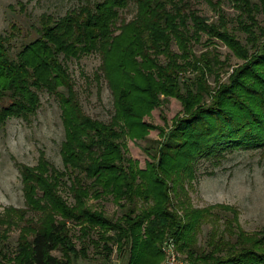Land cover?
I'll return each mask as SVG.
<instances>
[{
  "label": "trees",
  "instance_id": "16d2710c",
  "mask_svg": "<svg viewBox=\"0 0 264 264\" xmlns=\"http://www.w3.org/2000/svg\"><path fill=\"white\" fill-rule=\"evenodd\" d=\"M204 1L216 20L201 16L190 0H85L58 19L42 14L31 24L36 37L14 52L9 43L13 32H0V127L13 117L28 121L40 106L39 92L45 91L58 101L64 128L62 171L42 155L35 166H20L25 201L42 215L38 226L21 228L18 264H69L79 252L84 258L87 243L100 254L99 242L105 254L109 243L120 251L128 249L127 264H152L166 235L176 239L190 264H264V230L256 238L238 232L233 242L213 227L206 251L196 247L194 231L207 216L199 214V220L188 225L180 222L175 209L177 200L184 213L191 210L181 197L186 193L184 179L194 176V161L264 147V42L229 83L211 88L207 75L222 66L213 39L235 50L239 38L227 26L222 0ZM228 1L241 13L235 18L238 29L253 43L264 33L255 16L264 14V0ZM131 2L134 17L117 24L119 11ZM202 34L207 49L195 55L191 44ZM172 43L178 52L172 51ZM92 52L100 56L95 78H104L113 95L114 113L108 122L82 110L65 63ZM189 72L192 76L186 75ZM159 94L178 99L183 116L165 133L156 162L142 169L126 156L121 140L146 139L151 126L142 119L160 105ZM61 186L73 198L72 206L60 196ZM106 196L122 210L118 221L88 204L91 197ZM54 213L63 220H55ZM16 215L18 224L23 211ZM66 220L81 224L83 236L95 228L97 239H88L77 251ZM109 229L116 233L106 235ZM54 250H61L67 262L55 257Z\"/></svg>",
  "mask_w": 264,
  "mask_h": 264
},
{
  "label": "rangeland",
  "instance_id": "374dc122",
  "mask_svg": "<svg viewBox=\"0 0 264 264\" xmlns=\"http://www.w3.org/2000/svg\"><path fill=\"white\" fill-rule=\"evenodd\" d=\"M84 1L0 0V32L6 36L13 32L9 43L14 52L23 43L36 37V31L31 24L37 22L42 14H49L54 19H58ZM190 1L201 16L209 21L217 19L212 7L206 1ZM252 1L258 3L259 0ZM221 7L228 19L227 26L239 38L240 46L233 50L219 40L213 39L214 48L222 66L219 65L215 73L207 75V83L211 88H214L216 84L229 83L235 70L245 64L264 42V33L259 34L258 31L253 43L247 41L245 33L238 29L235 20L241 14L240 11L228 0H222ZM135 11V4L131 2L125 9L119 11L117 24L121 19L126 21L132 19ZM255 16L263 30V12H258ZM12 25L16 26V30H12ZM205 39L206 35L202 34L199 42H192L191 47L195 55L207 49ZM171 49L173 52H178L176 43H172ZM160 60L165 61L163 57ZM65 63L74 82V89L82 110L95 120L108 122L114 113L113 95L104 78H95L94 74L100 64L98 53L83 54ZM186 75L192 76V73L189 72ZM39 98L40 106L36 114L28 121L13 117L7 119L0 127V264H18L15 257L21 228L38 226L40 224L38 218L42 215L39 211H33L25 201L20 166L33 167L42 155L51 166L57 170H63L60 154V146L64 140L61 110L54 95L40 91ZM159 98L160 105L151 109L150 113L142 119L151 126L145 135L146 139L124 137L121 140L125 146L126 156L131 157L142 169L147 163L156 162L159 144L165 133L172 128L176 118L183 116L182 105L178 99L166 97L163 94H159ZM209 99V97L205 98L207 102ZM193 166L194 176L190 180L184 179L186 193L181 197L183 200L186 199L189 208L188 205L186 207L191 210L184 213V208L180 207V201L174 200L176 213L181 218V223L194 225L196 219L199 220V214L207 216L205 220H199L198 232L194 231L196 247L210 251L207 242L211 231L214 230L213 227H218L219 231H223V236L233 242L237 239L235 235L238 232L239 236L243 233L252 238L258 237L260 231L264 230V147L234 149L217 159L200 158L194 161ZM59 193L68 205L74 204L66 187L61 186ZM88 204L93 209L102 210L114 221H118L122 213L111 196L99 199L91 197ZM17 211H23L24 214V219L18 224L14 221L17 218ZM53 218L63 220V217L56 213ZM213 222L216 223L213 224ZM66 224L70 228L71 242L77 251L83 248V244L88 239H97L98 232L95 228L90 230L88 236H83L80 234L81 224L72 220H66ZM106 232L108 236L116 233L113 229ZM30 236L31 234H27V237L30 238ZM102 243L99 242L100 254L95 252L94 244L87 243L84 258L79 252L77 259L70 257L69 264H127L131 255L128 249L121 248L120 251L116 243H109L110 251L105 254ZM169 244H173L176 264L191 263L188 254L182 252L176 239L166 235L159 243L160 257L154 259L152 264H167L171 260L166 250ZM52 254L61 261L67 262L61 250H54Z\"/></svg>",
  "mask_w": 264,
  "mask_h": 264
},
{
  "label": "built area",
  "instance_id": "2783aa9c",
  "mask_svg": "<svg viewBox=\"0 0 264 264\" xmlns=\"http://www.w3.org/2000/svg\"><path fill=\"white\" fill-rule=\"evenodd\" d=\"M173 244H169L168 245V248L166 249L167 250V254H168V257L171 258L170 261L167 262V264H176V256H175V251H174V248L172 246Z\"/></svg>",
  "mask_w": 264,
  "mask_h": 264
}]
</instances>
